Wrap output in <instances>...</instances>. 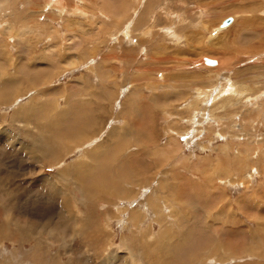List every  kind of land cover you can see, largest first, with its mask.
<instances>
[{"label":"rangeland","instance_id":"374dc122","mask_svg":"<svg viewBox=\"0 0 264 264\" xmlns=\"http://www.w3.org/2000/svg\"><path fill=\"white\" fill-rule=\"evenodd\" d=\"M14 2L0 8V264H224L249 243L264 257V0ZM81 154L92 174L61 181ZM94 181L102 226L74 236L81 202L64 197Z\"/></svg>","mask_w":264,"mask_h":264},{"label":"bare ground","instance_id":"6f19581e","mask_svg":"<svg viewBox=\"0 0 264 264\" xmlns=\"http://www.w3.org/2000/svg\"><path fill=\"white\" fill-rule=\"evenodd\" d=\"M7 1H12V2H14V0H7ZM16 1V0H15ZM18 1V0H17ZM15 3V2H14ZM1 6H2V0H0V8H1ZM1 15V14H0ZM142 15V14H141ZM96 16H98V15H96ZM113 19L115 20V18L113 17ZM118 20V19H117ZM117 20H115V21H117ZM119 21V20H118ZM121 22V21H120ZM138 22H140V20L138 19ZM116 23V22H115ZM118 24V23H117ZM153 24V23H152ZM175 25V24H174ZM152 26V25H151ZM201 26V25H200ZM8 28H9V26L8 25H6V26H3V31H5V32H8V31H6V30H8ZM125 28H127V27H125ZM147 28H148V25H147ZM144 29V28H143ZM150 29V28H149ZM130 30H131V27H129L128 29H127V33H129L130 32ZM33 32L34 30H32L31 29V27H29V26H27V25H25V26H22V27H20V33H23L24 35L25 34H28L29 32ZM37 31H39V32H41L42 30H40V29H37ZM145 33V32H144ZM19 34V33H18ZM147 34V33H146ZM148 34H151V31L148 33ZM20 35V34H19ZM169 35H171V37L173 38V36L174 35H172V34H169ZM14 39H17V40H20V37H14ZM173 39H176V40H180V36H174V38ZM68 40V39H67ZM50 42H52V43H54L53 41H50ZM66 43V42H65ZM69 43V44H68ZM66 47L67 48H70L71 46H70V42H67V45H66ZM45 49H49V50H51L52 49V45L50 44V43H48L47 44V47L45 48ZM47 55V54H46ZM3 56V55H2ZM42 58V57H41ZM70 60V59H69ZM69 63V65L71 64V61H69L68 62ZM213 64V63H212ZM209 66V65H208ZM217 70V69H216ZM240 85V84H239ZM242 85V84H241ZM240 85V86H241ZM109 88V87H108ZM111 89V88H110ZM239 88H236V86L233 88V87H229V91L231 92V91H233V94H232V96H234V97H241L242 96V93H239ZM243 90V89H242ZM108 91H110V90H108ZM35 92V91H34ZM33 92V93H34ZM223 92V91H222ZM32 93V94H33ZM36 93V92H35ZM228 93V92H227ZM212 94V93H211ZM244 94V93H243ZM200 95V94H199ZM256 95V94H255ZM34 97H36V96H32V102L33 103H37V105H38V107H40L41 105H42V103H41V101L39 100V99H37L36 100V98H34ZM231 97V96H230ZM248 97V96H247ZM255 98V97H254ZM250 99V98H249ZM213 101V100H212ZM28 102V101H27ZM238 102H239V100H238ZM244 102V101H243ZM53 104V103H52ZM242 104V103H241ZM254 105H255V103H254ZM244 106V105H243ZM246 106V105H245ZM249 106V105H248ZM248 106L246 107V109L248 108ZM257 107V106H256ZM30 108H32V107H30L28 104H20V109H25V110H29ZM40 108H42V107H40ZM260 108V107H259ZM243 109H245V107H243ZM257 109H258V107H257ZM58 110V109H57ZM253 110H255V108L253 109ZM60 111V109L58 110V112ZM258 111V110H257ZM29 112V111H28ZM27 112V113H28ZM23 114V113H22ZM123 116V115H122ZM117 117V116H116ZM115 118V117H114ZM114 120V119H113ZM96 121V120H95ZM90 122V121H89ZM175 122V121H174ZM127 123V122H126ZM125 123V124H126ZM92 124V123H91ZM120 124H121V122H120ZM124 124V125H125ZM128 124H129V122H128ZM128 124H126V125H128ZM89 125V124H88ZM123 125V124H122ZM123 125V126H124ZM116 127H117V124L115 125ZM118 126H120L121 127V125H118ZM88 127V126H87ZM8 128V127H7ZM125 128H126V126H125ZM129 128H130V126H129ZM121 129V131H123L122 130V128H120ZM86 130V129H85ZM128 131L129 129L127 128V129H125L124 131ZM87 131V130H86ZM85 131V132H86ZM126 131V132H127ZM82 132V131H81ZM87 133V132H86ZM88 133H90L89 131H88ZM121 133V132H120ZM125 133V132H124ZM122 134V133H121ZM106 135V134H105ZM126 135V134H125ZM79 136H81V135H79ZM87 135L85 134V137H86ZM91 136H93V135H91ZM88 137V136H87ZM86 137V138H87ZM174 137V136H173ZM173 137H171V139H169L164 145H162V146H160V147H158L159 149H160V152L158 151L157 153H160V154H164L163 156H164V158L166 157V154H167V152L169 151V153L171 154V150L170 149H173L174 147L176 148L175 150H177V148L179 149V146L178 145H174V143H177L176 141H178L177 140V137L175 136V138H173ZM92 138V137H91ZM118 138V137H117ZM39 139L41 140V139H43V140H46L45 138H44V136H40L39 137ZM119 139V138H118ZM117 139V140H118ZM86 140V139H85ZM89 140H90V138H89ZM116 140V141H117ZM258 141L259 140H261V139H257ZM49 141V140H48ZM72 141H74V138H72ZM93 141H94V139H93ZM80 142H81V140H80ZM82 142H83V138H82ZM122 142V141H121ZM172 142H174V143H172ZM260 142V141H259ZM69 143V142H68ZM74 143H77V141L76 142H74ZM86 143V142H85ZM100 144H101V142H99ZM113 143V142H112ZM116 142H114V144H115ZM253 143V142H252ZM251 143V144H252ZM261 143V142H260ZM259 143V144H260ZM264 143V142H263ZM57 143H55V144H50V145H48V146H45L44 148H43V150H42V155H45L46 153H47V151H49V150H47V149H52L53 148V150L55 149L53 146H55ZM250 144V143H249ZM70 145V144H69ZM72 145H75V144H72ZM102 145V144H101ZM101 145L99 146L98 145V143H97V145L96 146H93L94 148H92L91 150L92 151H90L89 153H91L92 152V154H96V150H98L100 153L102 152V148L103 147H101ZM261 145V144H260ZM60 146V145H59ZM75 146H77V144L75 145ZM75 146H73V147H75ZM84 146V145H83ZM82 146V147H83ZM79 147V146H78ZM78 147H76V148H78ZM80 147H81V143H80ZM112 147H113V145H112ZM250 147H251V145H250ZM259 147V146H258ZM263 147V146H262ZM47 148V149H46ZM65 148V147H64ZM72 148V147H71ZM84 148V147H83ZM85 148H86V146H85ZM84 148V149H85ZM106 148V147H105ZM87 149V148H86ZM260 149V148H259ZM58 150H61V149H59L58 148ZM114 150V149H113ZM262 150V149H261ZM66 151V150H65ZM71 151V150H70ZM33 152V151H32ZM36 152V151H35ZM34 152V153H35ZM54 152H56L55 150H54ZM178 152V151H177ZM99 153V154H100ZM115 153V152H114ZM157 153H155V154H157ZM40 154V153H39ZM38 154V155H39ZM54 154V153H53ZM83 154V153H82ZM80 155L77 159H75L74 161H73V163L71 164V165H68L66 168H62L61 169V171H62V175L59 177L60 179H61V181H63V182H65L66 180H67V175L68 174H70L73 170H76L75 172L77 173V175L79 176V177H82V178H84V173H85V176L87 177V176H90V174H92V170H93V163H95L96 162V159L94 160L93 158H91V159H93V160H89V162L87 161V159H86V157H85V155ZM97 154H98V152H97ZM154 154V153H153ZM154 154V155H155ZM178 154V153H177ZM223 154V153H222ZM258 154L259 155H261L260 154V152H258ZM41 155V156H42ZM48 155V154H47ZM58 155H59V153H58ZM87 155V154H86ZM173 155H174V152H173ZM182 155V154H181ZM225 155V154H224ZM49 156V155H48ZM52 156V155H51ZM55 156H57V155H55ZM62 156V155H61ZM97 156V155H96ZM254 156V155H253ZM59 157H60V155L59 156H57V157H55V158H53L54 160V162L55 163H57V162H59L58 161V159H59ZM115 157V156H114ZM183 157V156H182ZM185 157V156H184ZM34 158V157H33ZM41 158V157H40ZM42 158H44V157H42ZM61 159L63 158V156L62 157H60ZM96 158V157H95ZM157 158H158V156H157ZM167 158V157H166ZM179 158H181V157H179ZM202 158V157H201ZM218 158V157H217ZM47 159V157L45 158V160ZM218 159H220V158H218ZM249 159V158H248ZM43 160V159H42ZM162 160V159H161ZM201 160V159H200ZM200 160H198L199 162H200ZM203 160V159H202ZM206 160V159H205ZM213 160V159H212ZM47 161V160H46ZM46 161H44V162H46ZM207 161V160H206ZM205 161V162H206ZM236 161H238V160H236ZM242 161H243V158H242ZM245 161V160H244ZM257 162H259L258 160H256ZM255 161V162H256ZM162 162V161H161ZM178 162V161H177ZM176 162V163H177ZM214 162V161H213ZM240 163H241V161H239ZM238 162V163H239ZM49 163V162H48ZM55 163H52V164H55ZM156 163H158V162H156ZM160 163V162H159ZM202 163H203V161H202ZM245 163V162H244ZM51 164V163H50ZM163 164V163H162ZM171 164V163H170ZM205 164V163H204ZM262 164V163H261ZM45 165V164H44ZM123 165V164H122ZM258 165V164H257ZM132 166V165H131ZM190 166V165H189ZM192 166V165H191ZM200 166V165H199ZM244 166H245V164H244ZM83 167H86V172H85V169H82ZM181 167V166H180ZM198 166L197 165H195V168H197ZM228 169V168H227ZM95 170V169H94ZM176 170V169H175ZM188 170V169H187ZM136 171V170H135ZM140 171V170H139ZM138 171V172H139ZM161 171V170H160ZM163 171H164V169H163ZM215 171V170H214ZM244 171V170H243ZM126 172V171H125ZM130 172V171H129ZM224 172H226V170H224ZM230 172V171H229ZM82 175V176H81ZM109 175V174H108ZM226 175V174H225ZM230 175H232V174H230ZM246 175H248L247 173H246ZM228 176V175H227ZM252 177V176H251ZM167 178V177H166ZM129 179V178H128ZM57 180H59V179H57ZM57 182V181H56ZM95 183H93L94 184V186L93 187H91V189L90 190H80V192H79V190H77V192H79L77 195L76 194H74V195H70V194H68L67 196H65L64 197V201H65V204L68 202V205H72V202H74L75 203V205L77 206L78 205V203L77 202H81V205L80 206H78L77 208H78V210L79 211H76L75 212V214H72L71 212H70V216H71V218H73V220H74V230H75V233H74V236L76 235V233L78 234V235H80V236H83L84 237V234H86L88 231H87V229H88V227H90L91 229H93V228H95V226H94V224L96 223V224H100L101 225V222H98V221H96L95 222V220H97L96 218H90L89 217V215H90V211H87V209H89V208H93V205L95 204V203H97L98 201H100V200H102L103 199V192H104V185H97L96 184V181H94ZM148 182V181H147ZM159 183H160V187L162 188V189H167V186H168V184H169V181H168V184H166V181H158ZM77 183V182H76ZM115 183V182H114ZM172 183H174V182H172ZM68 184H70V186L73 184H75V183H68ZM109 184V183H108ZM135 184V183H134ZM57 185V184H56ZM65 185H67V184H65ZM72 185V186H73ZM76 185V184H75ZM106 185V184H105ZM139 185V184H138ZM158 185V184H157ZM90 186H92V185H90ZM107 186V185H106ZM122 186H124V184L122 185ZM122 186L120 187V188H122ZM127 186H129V185H127ZM60 187V186H59ZM110 187V186H109ZM132 187V186H131ZM147 186H146V184L144 183V185H143V187L142 188H144V189H142V191L143 190H145V188H146ZM106 189L105 190H107L108 189V186L107 187H105ZM119 188V189H120ZM123 188H125V187H123ZM132 188H134V187H132ZM137 188V187H136ZM58 189V188H57ZM112 189V188H111ZM128 189V188H127ZM127 189H123V190H126L127 191ZM135 189V188H134ZM59 190V189H58ZM67 190V189H66ZM70 190V189H69ZM110 189H108V191H109ZM114 190V189H113ZM120 190H122V189H120ZM122 190V191H123ZM147 190V189H146ZM65 192H67V191H65ZM72 192V191H71ZM70 192V193H71ZM118 193V190H114V192H108V193H112V195H114V193ZM130 192H132V191H130ZM144 192V191H143ZM62 193V192H61ZM64 193V192H63ZM123 193H124V191H123ZM133 193V192H132ZM137 193V192H136ZM135 193V194H136ZM67 194V193H66ZM161 195H163L162 193H160ZM64 195V194H63ZM124 195V194H123ZM129 195V194H128ZM62 197V196H61ZM133 197V196H132ZM134 198H135V196H134ZM138 198H139V196H138ZM113 199V198H112ZM127 200H128V198H127ZM131 200V199H130ZM143 201V200H142ZM171 202V201H170ZM179 202V201H178ZM93 203V204H92ZM147 203H149V201L147 202ZM92 204V205H91ZM145 205H146V203H144ZM179 204H180V202H179ZM64 205V204H63ZM67 205V207L69 208V206ZM89 205H91V206H89ZM143 205V204H142ZM155 205V204H154ZM156 207V206H155ZM169 207H171L170 208V212L171 213H175L177 210H178V208H177V201H172L171 203H169ZM73 208H74V206H73ZM153 208V207H152ZM132 209H135V208H132ZM183 209V208H182ZM182 209H179L180 211H183ZM87 213H89V215L87 214ZM136 214H137V212H129V215H130V217H132V221L131 222H135L134 224H136V219H135V216H136ZM176 214V213H175ZM88 215V216H87ZM30 217V216H29ZM128 217V216H127ZM31 218V217H30ZM33 219V218H32ZM39 219V218H38ZM140 219V218H139ZM46 220V219H45ZM159 220V219H158ZM24 221H27V220H24ZM41 221V220H40ZM49 221H51V220H49ZM19 222V221H18ZM35 222H37V221H35ZM35 222H33V223H35ZM38 222H39V220H38ZM40 223V222H39ZM48 224V223H47ZM39 225V224H38ZM51 225V224H50ZM26 226H28V225H26ZM102 226V225H101ZM136 226H137V224H136ZM25 227V226H24ZM36 227V226H35ZM21 228V227H20ZM29 229V228H28ZM33 229V228H32ZM43 229V228H42ZM51 229V228H50ZM49 230V229H48ZM53 230V229H52ZM151 232L150 231V229H148L147 228V233L149 234V232ZM22 233V232H21ZM50 237H52V236H54V232L53 231H51V230H49V231H47L46 232ZM144 233V232H143ZM161 235H159V236H162V238H163V233L162 232H159ZM167 234L168 235H171V233L169 234V228L167 229ZM144 235H145V233H144ZM151 235V234H150ZM45 236H46V234H45ZM148 236V235H147ZM49 237V238H50ZM149 237V236H148ZM147 237V238H148ZM86 238V237H85ZM153 238V237H152ZM151 238V239H152ZM157 238H158V236H157ZM156 238V239H157ZM28 239H29V237H28ZM101 239V238H100ZM156 239H154L155 240V242L157 241ZM154 240H151L152 241V243H153V241ZM102 241V240H101ZM128 241V240H127ZM150 241V242H151ZM158 241H159V238H158ZM126 242V241H125ZM151 243V244H152ZM161 243V242H160ZM157 243H155V248L156 249H162L163 248V244H160V246H159V244L158 245H156ZM122 247H124V248H126V249H128L127 250V253H129V254H131V256H133V253H134V255H136V257H137V259L138 260H141L142 259V257H141V252L139 251V250H137V251H139L138 253L139 254H135V252L132 250V249H130V248H128V246L127 247H125V246H122ZM135 250V249H134ZM143 250V249H142ZM141 250V251H142ZM117 251V250H116ZM111 253H113V252H111ZM143 254V253H142ZM37 255V254H36ZM133 258V257H132ZM114 261V259H107V258H104L103 259V263L104 264H109V263H111V262H113Z\"/></svg>","mask_w":264,"mask_h":264},{"label":"crops","instance_id":"0c3cea01","mask_svg":"<svg viewBox=\"0 0 264 264\" xmlns=\"http://www.w3.org/2000/svg\"><path fill=\"white\" fill-rule=\"evenodd\" d=\"M231 233L233 234V232H231ZM194 237H195V234H192V239L196 240L197 238L194 239ZM262 241H263V245L262 246H264V238H263ZM250 246H252V245H250V243L238 246V247H240L242 249V255L241 256L240 255L235 256L234 258L232 257V259L226 261L224 264H239V263H236V262H239L238 260L242 259L244 257H248L251 260L250 261H245V262H243L241 264H264V257L257 256V255L246 254L248 251H250V248H251ZM216 263L217 264H221L219 262H216Z\"/></svg>","mask_w":264,"mask_h":264},{"label":"water","instance_id":"95a60500","mask_svg":"<svg viewBox=\"0 0 264 264\" xmlns=\"http://www.w3.org/2000/svg\"><path fill=\"white\" fill-rule=\"evenodd\" d=\"M230 21H231L230 19L225 20V21L223 22V24H224V25H227Z\"/></svg>","mask_w":264,"mask_h":264}]
</instances>
